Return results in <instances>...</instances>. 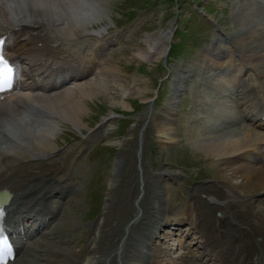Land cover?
<instances>
[{"label":"bare ground","instance_id":"1","mask_svg":"<svg viewBox=\"0 0 264 264\" xmlns=\"http://www.w3.org/2000/svg\"><path fill=\"white\" fill-rule=\"evenodd\" d=\"M252 1L232 0L234 23L239 29L226 34L225 39L215 38L208 51L212 53L218 43L226 41L237 52L240 69L226 70L236 89L229 90L213 81L216 69L222 68L217 59L212 62V73L207 75L206 92L199 91L200 85L192 92L193 104L205 107V117L202 122L198 119V126L186 128V134L192 144H209L204 148L207 157L214 159L217 179L216 184L194 189L189 211L181 213L191 232L199 234L197 239L201 240L194 246L200 247V257H190L189 249L179 263L162 258L159 243L155 242L156 231L164 230L160 240L166 243L169 234L165 230L172 219L166 215L173 207L164 202L159 190L149 203L146 191L139 196L135 191L134 205L129 207L132 213L122 219L112 217V186L104 211L91 225L87 245L77 251L73 247L75 238L59 237L55 245L72 246V250L60 252L53 248L51 258L40 251L39 258L45 256L46 264H57L52 256L59 258L61 254L72 257V264H264V208H254L256 198L264 195V3ZM103 5L102 0H0V38L5 37L2 50L17 70L12 94L0 102V191L6 190L11 196L2 208L0 227L8 223L2 230L15 257L13 264H17L19 256L25 259L29 249L25 242L57 222L61 211L70 216L66 218L71 223H66L65 229L76 221L72 218L75 210L66 209L70 202L74 203V198L69 202L67 198L76 187L59 172L71 167L83 150H57V135L50 132L45 121H83L86 100L94 91L108 87L98 79L114 77L117 72L102 60L105 48L90 47L86 39L103 42L107 37L104 32H88V26L105 20L101 13L94 12L96 8L102 11ZM87 12L95 15L91 17ZM170 35L168 32L164 37L168 43ZM248 45L254 46L247 49ZM87 49L90 54H86ZM189 73L196 75L194 69ZM111 87L116 90V86ZM15 90L27 92V96L22 92L14 95ZM8 99L14 105L4 106ZM169 109L171 106L163 118L166 122L174 116ZM144 147L134 162L135 180L140 176L138 166L144 162ZM142 172L146 173L143 168ZM166 176L179 179V175L171 174L149 178L164 180ZM236 180L239 182L234 183ZM134 181H128L130 187ZM25 219L33 222V229L24 227L21 231L20 223ZM45 235L48 233L42 236Z\"/></svg>","mask_w":264,"mask_h":264},{"label":"rangeland","instance_id":"2","mask_svg":"<svg viewBox=\"0 0 264 264\" xmlns=\"http://www.w3.org/2000/svg\"><path fill=\"white\" fill-rule=\"evenodd\" d=\"M102 1H105L104 10L96 8L94 12L101 13L105 20L93 27L88 26V32L95 35L104 32L107 37L103 42L90 37L86 39L91 44L90 47L101 45L105 48L101 53L102 60L108 63V68L117 70L116 76L114 74V77L102 76L98 79L101 85L108 87L94 91L86 100L83 121L74 122L65 117L63 123L45 121L50 132L57 135V150H83L71 167H64L59 172L60 175H66L68 184L76 187L72 196L67 198V202L71 197L74 198L75 204L70 202L66 206V209L75 210L72 218L73 222L76 221L70 229H65L66 223H71L70 218L67 219L70 216L65 210L61 211L58 221L51 223L45 230L48 235L42 236L46 233L44 231L25 242L28 252L25 253V259L24 255H18L17 264H46L45 259L51 258L52 251L72 250V246L55 245L59 237L68 238L70 235L76 241L73 244L74 250L84 248L92 233L91 225L98 221L104 211L112 186V217L124 219L131 215L129 207L134 205L135 191L138 196L146 191L149 203L159 190L158 194L161 197L164 195V202L173 207L171 212H167L169 215L166 213L167 217L173 219L168 223V230H165L169 234L166 236V243L165 240H160L164 236V230L156 231L159 239L157 237L155 242L159 243L162 258L179 263L180 257L185 256L189 249L192 252L188 253L190 257L198 258L202 253L200 247L194 246L201 240L197 239L199 234L191 232L189 223L184 221L186 216L181 213L189 211L194 189L217 183L214 178L216 169L213 167L214 159L207 157L204 148L209 144H192L187 137L186 128L198 126L199 118L202 119L199 122L204 121L205 107L193 104L192 92L198 85L199 91L206 92L209 85L207 75L212 73L209 71L214 61L218 59V65L220 63L222 68L220 66V70L216 69L218 76L215 73L213 81L229 90L237 87L229 79L230 71L226 73L227 69L241 67V60L232 46L223 40L224 42L218 43L215 51L208 54L215 38L225 39L226 34H234L239 29L232 14V0ZM252 2L263 4L264 0ZM88 13L91 17L95 15L93 12L86 14ZM138 31L139 35L132 39V35ZM168 32L171 33L169 43L164 39ZM254 45L246 48L251 49ZM86 52L84 53L90 54L88 49ZM192 69L196 71L195 76L189 73ZM110 85L116 86V90ZM26 93L22 92L27 96ZM13 102L8 99L9 105L6 103L4 106H12ZM169 106L174 116L171 117V122H166L163 118L167 117L166 109ZM24 110L29 112L28 109ZM234 111L237 112V109ZM143 146L144 162L142 166H138L140 176L135 180L137 173L134 169L137 165L134 162ZM142 168L147 174H143ZM160 174L179 175V179L170 176H166L164 180L149 178V175L153 177ZM130 179L135 180L133 187L128 182ZM238 182L239 180L234 181ZM263 203L264 195H261L256 198L254 208L263 209ZM262 214L264 215V209ZM244 215L246 216V212ZM21 224V228L32 225L30 221ZM40 251L46 257L39 258ZM52 259L57 264L74 263V259L67 254H61L59 258L52 256ZM67 259L70 260L69 263Z\"/></svg>","mask_w":264,"mask_h":264},{"label":"snow or ice","instance_id":"3","mask_svg":"<svg viewBox=\"0 0 264 264\" xmlns=\"http://www.w3.org/2000/svg\"><path fill=\"white\" fill-rule=\"evenodd\" d=\"M5 44L4 39H0V92L11 89L13 87V81L16 76V69L6 59V56L2 50ZM3 216V211L0 210V217ZM12 258V248L9 243L8 237L4 235L3 230L0 229V264H8V261Z\"/></svg>","mask_w":264,"mask_h":264},{"label":"water","instance_id":"4","mask_svg":"<svg viewBox=\"0 0 264 264\" xmlns=\"http://www.w3.org/2000/svg\"><path fill=\"white\" fill-rule=\"evenodd\" d=\"M9 196L8 195H5L4 198H3V202H6L8 200Z\"/></svg>","mask_w":264,"mask_h":264}]
</instances>
